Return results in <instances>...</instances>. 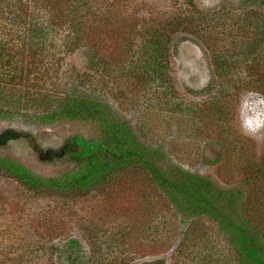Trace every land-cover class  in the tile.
<instances>
[{
    "label": "trees",
    "instance_id": "obj_1",
    "mask_svg": "<svg viewBox=\"0 0 264 264\" xmlns=\"http://www.w3.org/2000/svg\"><path fill=\"white\" fill-rule=\"evenodd\" d=\"M136 3L0 0V120L21 119L37 125L73 122L91 126L94 131L91 136H72L59 149L42 152L40 159L44 161H67L73 166L60 177L39 176L0 155V180L17 186L29 198L65 204L97 196L124 176L145 175L150 187L178 216L180 226L183 224L179 232L180 226H172L170 220L159 221L150 210L143 220L134 222L124 223L114 216L106 222L93 220L84 229L90 252H84L80 239L67 241L64 250L70 264H133L140 258L166 254L173 245L171 264H264V160L244 167L241 184L223 187L209 176L173 164L162 145L147 144L111 102L117 83L127 85L128 90L165 87L171 93L172 50L180 56L185 43L205 44L209 36L225 27L228 17L224 13H203L195 0H177L174 13L148 22L140 17L145 23L139 27L134 18L138 13L132 10ZM240 5V10L262 9L264 0H241ZM249 22L256 40L248 44L247 55L255 62L258 52H264V18L251 10L231 28L245 34ZM245 44L237 42L234 48L243 50ZM80 50L89 54L90 74L57 84L66 58ZM236 61L230 62L225 54L214 58L218 79L231 81H221L219 97L240 91L242 85L252 87L238 76L240 66ZM263 80L260 86L253 84L255 90L261 89ZM210 88L188 91L201 94ZM214 109L219 111L217 99L207 108L208 112ZM23 134L3 130L0 147ZM2 201L0 197V204ZM202 219L217 226L225 247L191 228L190 224ZM5 242L0 238V247ZM130 242L144 246V251L133 257L122 256ZM39 245L28 246L32 255H27L10 251L6 242L0 249V264H39L37 254L44 250Z\"/></svg>",
    "mask_w": 264,
    "mask_h": 264
},
{
    "label": "rangeland",
    "instance_id": "obj_2",
    "mask_svg": "<svg viewBox=\"0 0 264 264\" xmlns=\"http://www.w3.org/2000/svg\"><path fill=\"white\" fill-rule=\"evenodd\" d=\"M176 1L137 0L136 6L132 8L133 12L138 13L134 17L137 25L140 27L145 20H158L174 13ZM195 2L197 9L209 16L224 13L228 17L227 22L218 34L209 36L205 44L198 46L185 43L180 56H176L172 50L169 62L172 92L168 94L165 87H153L146 91L130 87L131 90H128L127 85L117 83L111 102L120 117L131 121L147 144L162 145L173 164L209 176L223 187L237 186L244 179V167L248 163L259 165L264 160V131L255 136L242 131L244 122L253 123L254 117L264 112V85L258 90L253 86L255 83L260 86V79L264 78V52H258L255 62L247 55L248 44L256 40V34L251 30L252 23H246L249 31L245 34L231 27L251 10H257V15L263 19L264 8L247 7L240 10L241 0H218L211 8H204L202 0ZM140 17L145 20H140ZM237 42L246 43L243 50L234 48ZM222 54L228 56L230 62L235 63L237 60L240 66L238 76L251 84L250 89L242 85L240 91L236 90L226 98L217 95L221 81L225 84L231 82L219 80L216 76L214 58ZM88 55L87 50H80L68 56L57 74L56 83L64 85L73 77L81 79L90 74ZM209 86V91L195 93ZM189 88L195 92H189ZM124 89H127L126 93L121 92ZM216 99L219 111L214 109L208 112L210 103ZM6 129L24 134L7 146L0 147V155L18 161L39 176L49 178L60 177L73 166L67 161H44L40 159L42 152L59 149L72 136H91L94 133L91 126L73 122L37 125L21 119L0 120V133ZM0 197L5 201L0 204H3L0 210L3 216L0 219L1 240H6L10 251L27 255H32L28 246L33 245L35 248L40 244L44 250L37 254L39 264H70L64 250L69 239L82 240L84 252H90L84 229L93 220V223L106 222L114 216L123 219V222H134L137 218L143 220L151 211L159 221L170 220L172 226H180L178 216L150 187L145 175L124 176L109 190L75 203L29 198L17 186L3 180H0ZM190 226L195 228L197 234L211 236L213 244L225 247L214 223L202 219ZM108 227L113 228L111 223ZM180 229H184L183 224L179 232ZM134 244L136 246L132 242L124 244L122 256L133 257L144 251V246ZM175 246L168 249L166 254L144 260L140 258L133 264L159 258H165L167 264H171ZM19 248L23 250L19 251Z\"/></svg>",
    "mask_w": 264,
    "mask_h": 264
},
{
    "label": "clouds",
    "instance_id": "obj_3",
    "mask_svg": "<svg viewBox=\"0 0 264 264\" xmlns=\"http://www.w3.org/2000/svg\"><path fill=\"white\" fill-rule=\"evenodd\" d=\"M218 0H202V4L204 8H211L215 6ZM242 131L244 134L248 135H258L262 131H264V112L259 113L254 117V122H244L242 124Z\"/></svg>",
    "mask_w": 264,
    "mask_h": 264
},
{
    "label": "water",
    "instance_id": "obj_4",
    "mask_svg": "<svg viewBox=\"0 0 264 264\" xmlns=\"http://www.w3.org/2000/svg\"><path fill=\"white\" fill-rule=\"evenodd\" d=\"M140 264H167V260L165 258L146 260L141 262Z\"/></svg>",
    "mask_w": 264,
    "mask_h": 264
}]
</instances>
